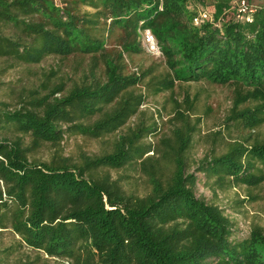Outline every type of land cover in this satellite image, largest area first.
<instances>
[{
  "label": "trees",
  "instance_id": "obj_1",
  "mask_svg": "<svg viewBox=\"0 0 264 264\" xmlns=\"http://www.w3.org/2000/svg\"><path fill=\"white\" fill-rule=\"evenodd\" d=\"M194 1L213 3L219 27L209 21L194 26L198 12L190 0H73L62 8L54 0H0V58L38 64L51 55L80 56L89 57L92 74L103 67L102 79L75 84L60 97L55 95L63 84L44 95L33 92L19 109L0 102V133L21 134L0 139V228L10 227L22 246L73 264H264V233L254 228L235 238L223 211L195 196L196 178L186 173L195 126L180 110L174 114L180 125L157 152L140 142L146 130L140 127L118 136L110 153L83 156L80 165L28 158L26 136L33 148L58 146L68 132L97 139L137 113L146 97L129 89L144 75L126 73L123 53L140 51L144 30L168 70L145 84L150 95L189 82L233 85L227 120L249 129L264 123V6L248 24L236 21L234 6L229 10L233 0ZM79 5L93 12L81 13ZM116 30L122 51H108L106 40ZM155 152L171 163L169 177L161 174ZM133 163L150 186L142 198L127 195L107 174L94 175ZM199 170L218 182L258 188L264 183V140L234 143Z\"/></svg>",
  "mask_w": 264,
  "mask_h": 264
},
{
  "label": "rangeland",
  "instance_id": "obj_2",
  "mask_svg": "<svg viewBox=\"0 0 264 264\" xmlns=\"http://www.w3.org/2000/svg\"><path fill=\"white\" fill-rule=\"evenodd\" d=\"M73 0H54L63 7L64 2ZM235 0L229 10H232ZM191 8L197 12L205 10L211 16L214 13L213 3L190 0ZM257 8L264 6V0H252ZM80 12H93L90 7L79 5ZM225 19V17H223ZM216 23L217 22H213ZM120 31L116 30L106 40L108 51H122ZM138 53H123V62L127 74H143V83L129 92L145 96L143 105L137 113L116 132L94 139L82 135L64 134L58 146L49 143L33 148L31 138L24 137L25 145L29 147L28 158L32 161L48 163L59 158H67L71 164L80 165L82 157H97L113 150L118 136L133 128H145L144 138L140 142L150 144L154 150H163V141L172 138V131L180 125L174 118L175 111L180 110L195 126L190 149L186 153V173L196 178L195 196L204 202L219 207L230 220L234 237L242 239L249 235L254 228L264 233V183L258 188H247L244 185L218 182L216 176H208L199 170L202 162L210 161L225 153L234 143L245 146L260 143L264 140V123L254 129L227 120L232 108L233 85H216L206 81L176 84L172 91L158 95H150L145 84L152 78L161 77L168 72L164 60L146 52L142 40L139 39ZM89 57L71 56L62 59L58 56H48L38 64H13L0 58V102L9 106V110L23 107L33 92L39 95L47 94L55 85L63 84V92L56 94L60 97L66 94L75 84H89L94 79H102L101 64L94 69ZM49 86L45 90L44 86ZM243 108V106H241ZM99 116L85 120L92 123ZM64 129L66 127H63ZM149 129L155 130L151 132ZM21 134L0 133L1 138L14 139ZM154 153L158 159L162 175L169 177L173 167L170 162L163 161L162 156ZM150 153L149 155H151ZM109 175L124 190L127 195L142 198L150 191L147 177L141 167L133 163L122 169H100L94 175ZM0 264H73L64 259L48 258L22 246L19 237L10 227L0 228Z\"/></svg>",
  "mask_w": 264,
  "mask_h": 264
},
{
  "label": "built area",
  "instance_id": "obj_3",
  "mask_svg": "<svg viewBox=\"0 0 264 264\" xmlns=\"http://www.w3.org/2000/svg\"><path fill=\"white\" fill-rule=\"evenodd\" d=\"M235 19L240 23H251L253 21V14L255 13V6L249 4L246 0H236L234 4ZM211 16L205 10L199 11L196 16H194L192 22L194 26H200L203 23L209 21L211 22ZM219 23L215 24L219 27ZM140 39L142 40L144 49L146 52L152 56L160 57L161 53L157 46V43L149 30H144L139 32Z\"/></svg>",
  "mask_w": 264,
  "mask_h": 264
}]
</instances>
